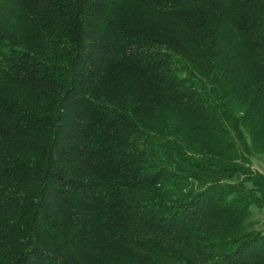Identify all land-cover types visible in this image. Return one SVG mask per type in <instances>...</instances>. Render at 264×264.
Wrapping results in <instances>:
<instances>
[{
	"label": "trees",
	"instance_id": "1",
	"mask_svg": "<svg viewBox=\"0 0 264 264\" xmlns=\"http://www.w3.org/2000/svg\"><path fill=\"white\" fill-rule=\"evenodd\" d=\"M264 0H0V264H264Z\"/></svg>",
	"mask_w": 264,
	"mask_h": 264
},
{
	"label": "rangeland",
	"instance_id": "2",
	"mask_svg": "<svg viewBox=\"0 0 264 264\" xmlns=\"http://www.w3.org/2000/svg\"><path fill=\"white\" fill-rule=\"evenodd\" d=\"M254 168L256 170H259L261 172H264V158L262 159H255L254 160ZM255 218L262 223H264V210L263 211H256L255 212Z\"/></svg>",
	"mask_w": 264,
	"mask_h": 264
}]
</instances>
